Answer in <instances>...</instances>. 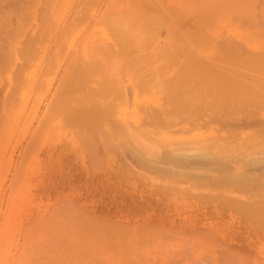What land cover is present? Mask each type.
I'll list each match as a JSON object with an SVG mask.
<instances>
[{
	"label": "rangeland",
	"instance_id": "374dc122",
	"mask_svg": "<svg viewBox=\"0 0 264 264\" xmlns=\"http://www.w3.org/2000/svg\"><path fill=\"white\" fill-rule=\"evenodd\" d=\"M7 1L10 2L11 0H4L1 3L3 9L8 14L10 13L9 15L6 14L9 16H6L8 18V23H6L8 28L6 29L10 31L7 36L8 39L6 42H4V39L3 41L1 40L4 42L3 44L1 43L3 45L2 48H5L4 51L6 52V49H10V51L8 50L10 56L7 57L5 52H3V55L6 56H3V58L8 59V62H2V66L6 62L8 71L5 69L6 71L4 72L5 67L2 68L0 66L3 69H1L2 76L0 75V112L5 109L3 111L4 114L0 113V264H56L57 255L55 249L52 248L56 243L50 240L55 235L57 236L60 228L61 232L62 229H66V226L68 228L69 226H73L72 232L75 228H77L76 232L80 230L77 236L82 238V240L85 238L84 241H86L83 242V245L77 242V245H79L78 252L82 251L83 254L75 253L73 251L75 246L74 249L73 246H70L65 250L68 251L71 248L70 251L74 252L68 264H243L249 262V260V264H264V208L259 210V214L248 207H238L240 202L246 204L250 199L251 203L248 202L252 204L253 199L255 201V197L259 192L255 191L251 185L252 183L250 185L247 184L248 181L247 183H243L247 188H245V185L241 187L243 184L242 182L239 183V180L243 178L239 176L240 173L244 177H246L245 175H249L257 177L258 180L260 178L264 179V156H261L264 150L260 151V156L255 155V152L263 149L264 146L260 147V143L264 142V127L262 125L264 122L263 107L260 106V114L259 112L248 114L249 109L246 112L238 114L237 118L243 115L241 118L247 117V120L249 118L247 122L253 125L249 126V123L244 124V122L239 126L235 123L237 126L233 122L234 126H231L232 124L228 126V122L225 124L227 118L214 117V113L217 114L221 109L219 103L214 102L211 106H207L208 103L204 100H201L202 102L198 100L192 103L194 109L190 106V101L186 100V103H179V111L175 112V109L177 110L175 108L177 105L175 101L179 100L177 95H173L176 88L173 91H168L171 87H178L177 83L175 84L172 81L175 75L173 74L175 72V70L172 71L173 69L169 73L170 75L164 74V76H161L159 82L157 81L156 83V80L154 81L156 83L154 84L156 85L154 89L149 86L152 89H150L151 92L148 91L149 88L143 92L140 83L135 81L134 85L138 83L135 101H132L131 90L128 86L130 85V79L127 75L123 74L121 75L123 79L120 78L119 83L120 90L117 89L121 92H118V99L115 97L114 104L116 103L117 105L115 104V106L119 107L120 115L118 116H121L120 118L123 119L125 114H127L125 115L126 118L130 115L127 111L128 105L124 104L125 101L126 103L130 100L132 102L128 103L129 110L133 111L135 109L133 118L134 133H132L131 143L132 148H134L133 152L137 151V154L132 152V155H130L131 161L129 162L128 158L130 157H126V160H124L123 156L118 152V148L121 145L118 144L120 141L117 139L124 136L122 129L120 133L115 134L117 138L114 137L115 135L112 136V138L116 139V146L120 145L118 148H115V144L112 143L114 144V149L110 147L109 152L115 155L114 158L105 159L106 157H100L99 160L101 162L95 159L99 162L98 165L94 161L89 160L88 146L86 147L85 145V138L89 135L88 133L93 131V128L91 126L85 128L84 126L86 125L82 122L80 124L78 122L77 124V120H74L70 115L73 111L79 109V107L81 108L82 105L85 106L86 100L92 94H97V89L100 92V88H108V83H106L107 79H104V84L100 83L98 87L97 80H99V77L97 76L95 79L94 75L86 73L87 71L95 72V70L89 68L90 66L82 58L78 62L81 66H76L73 69V66H75L73 59L78 56V52L80 54L83 53V39L89 33V29L94 32V29L99 28L100 24L96 23L99 21L100 15L97 17V14H101L104 11V3L107 0H88V6H86V0H49L48 7L51 4L50 9L46 7V0H17L18 5L16 1V4L11 2L9 4ZM4 2L7 5L9 4V6L5 5ZM197 2L202 3L205 0H197ZM244 3L245 1L241 6H248L252 12H249L248 16L250 18L248 17L249 19L245 21L247 24L243 22L246 18L245 16L244 19L242 18V25L244 24L242 27L241 25L238 26L239 24L237 25L235 14L233 15L234 19H231L230 14H227V18L218 23L217 28L212 31L214 35L212 32L207 33V36L212 35L213 40H210L209 36L206 37L205 43H207L205 48L207 47L206 50L208 51L207 53L205 50L206 55L209 56L210 54L212 57L218 58L217 56H219L220 58L223 50H221L219 45L223 38L228 37L226 38L227 41L229 39L230 42L233 41V44L241 42L239 44H242L241 47L245 45L247 48H243H246L244 50L247 53H253L260 48L259 52L255 53H260L259 56L263 55L262 57L264 58V25H262L264 24V0H246V3ZM12 5L13 7H11ZM8 7H11L12 10ZM84 7H86V10ZM249 9L241 8L243 12H248ZM251 14L253 17L255 16L252 20ZM74 15H76L75 20ZM228 17L230 20H228ZM75 22H78L81 26L75 27L77 25ZM223 24L225 25L224 29ZM232 25L234 26L232 27ZM234 28L236 31V28H238V31H234ZM40 32H43L42 36ZM160 34L161 36H165L164 30H161ZM210 42L212 43L210 44ZM252 42L253 44L255 42L257 46L254 45L259 48H254L256 50L250 52L252 48L248 44ZM217 43L219 44L216 45ZM17 47L19 50L13 53L17 54L15 56L12 53L10 54ZM243 48L242 53H244ZM29 49L31 54L28 52ZM75 50L78 51L75 52ZM19 51L21 52L18 54ZM42 53L43 56H41ZM76 53L77 56L75 55ZM26 54H29L30 58ZM32 54H36V56ZM229 54L233 55V52L228 53V56ZM236 54L234 53V55ZM24 56L33 61L28 60L26 62L27 58ZM224 57L225 54L223 55ZM15 59L17 63L19 62L20 68ZM22 62L24 65L21 64ZM71 69L74 70L73 74L71 73ZM2 72L5 74L3 75ZM88 75L91 77L90 80H86ZM170 76H172V80ZM71 77L72 80L70 79ZM101 78V81H103V77ZM93 80H96L95 84H91ZM161 82L164 85V89H162V85L160 86ZM183 85L184 83H182ZM65 87L67 89H64ZM111 87L116 86L109 85L110 90ZM122 87L124 88L123 92L121 90L123 89ZM156 87L157 90L155 89ZM159 89L163 93L161 91L159 94ZM113 90L116 89L113 88ZM153 90H156V94ZM125 93L127 100L124 98ZM174 93L179 94V92ZM82 101L85 102L83 103ZM95 103L98 104V101L96 100ZM184 104L189 105V109ZM2 106L5 107L2 108ZM185 106L188 110H185ZM143 107H148L151 109L150 111L155 110L156 112L157 110L160 111V107L161 110L165 107L163 110L167 117L166 115L164 117L161 116L165 119H163L164 123L163 120L162 122H158V119L145 123L146 121L144 122L142 118L146 115L143 112H148L145 111L146 108L144 111H141L140 108L142 109ZM208 107H212L213 112L211 109L208 110ZM121 111H124L125 114L121 115ZM221 111L224 112L223 109ZM221 113L219 114L221 115ZM157 115L159 116V114ZM147 117L150 116L148 115ZM214 119L216 120L214 121ZM194 120L197 121L195 122ZM254 121L257 122L255 123ZM74 123L82 127H80L82 129L81 132L78 127L73 126ZM110 126L107 127L110 128ZM258 126L262 128L261 131L258 129ZM215 127L217 128L215 129ZM250 127L251 129H249ZM83 130H87L88 132ZM102 131L104 135L107 134L103 128ZM258 132L260 133V137H256L257 139L254 141V134ZM221 135H225L223 137L224 141L221 139L222 144L223 142L224 144L218 143L219 139L216 142L219 146L226 145L225 147L228 151L227 144L232 145L230 150L234 151L236 156L232 155L234 153H229L228 151L229 154L227 153L225 158H220V154L218 153H216L218 154L217 158L215 154L211 155L209 151L214 153L215 149H217L213 136L216 139V136L220 137ZM107 136L108 134L106 138ZM249 136L251 141H244V138L247 140ZM208 138H212V145H216L215 147H211L214 148V151L211 148H209L211 149L209 151L206 149L209 155L206 153L208 157L205 160L203 158H206V156L201 152L203 148L201 145L206 142V139L210 141ZM144 141L146 144H144ZM199 142L202 143L200 144ZM236 145L237 147H235ZM172 148H183V152L180 149H175L181 157L179 155H173L172 157L170 155L173 153ZM196 148L201 149L198 150L200 152L197 153L194 150ZM141 149L144 153L146 152L145 158L143 157L146 164L140 161L142 158L137 160L139 155L144 156ZM194 151L195 156L193 155ZM159 152L164 155V157L162 156L163 158ZM185 152L186 154H184ZM241 152H247V154L251 152L253 158L248 156V159H245L244 163H237L235 157H238L239 153L241 155L239 157H242L243 154ZM196 153H201V155L197 157ZM203 154L205 157H203ZM229 155L233 156V158ZM165 156L166 159L164 161L162 159ZM188 156L191 159L194 156V162L187 160ZM211 156L215 157L217 161H215V158H213L214 160L211 159ZM156 157L159 160L162 158L161 161H155ZM182 157H185V159ZM178 159L179 161L177 162L176 160ZM194 159L200 161L197 163ZM225 161H227V164H224L226 168L221 164ZM180 169L183 171L179 173ZM214 169H216V173ZM221 169L223 171L228 169L230 173L228 172L229 174H227L226 172L224 174ZM196 170L198 171L197 173H195ZM217 172L220 173L218 174ZM205 173L208 174L205 175ZM237 175L240 179H238ZM251 177H246V179L252 180ZM246 179L244 178L245 181ZM244 180L241 181L244 182ZM261 181L254 183L257 185ZM233 182L234 185L232 186ZM229 186L240 187V189L234 190L235 192L232 193L233 189L231 190ZM262 186L264 188V185ZM256 188L261 190L259 187ZM261 191L256 200H259L261 193L263 194L261 199H264V190L262 189ZM226 197H229L227 198L229 201H226ZM73 215L78 217V220ZM77 221L78 223H76ZM80 221L82 222L80 223ZM68 223H71V225ZM79 226H82V228ZM71 229L72 227H70ZM53 232L54 236L51 235ZM67 232L64 233L68 234ZM96 232L99 235L97 238L98 241L100 239L101 243L99 245L101 246H99L100 249L97 246L99 251L95 247L97 253H99L98 262L94 263L93 261L91 262L92 258H86L88 256L86 244L91 240L86 235L89 234L88 236H90V234L93 235ZM83 235L86 237H83ZM67 237H70V235H66V238L64 236L65 239H68ZM2 240H5L4 243ZM68 240L70 241V239ZM98 241H96L97 245ZM89 243L91 244L92 242ZM61 247L63 246L61 245L59 248ZM91 249L94 250V248ZM70 251L63 253L64 255L67 253V256ZM61 253L60 251L59 254ZM76 254L78 255L76 256ZM226 257L228 258L227 261L225 260L227 259ZM244 258H247L246 260L248 261H245Z\"/></svg>",
	"mask_w": 264,
	"mask_h": 264
},
{
	"label": "bare ground",
	"instance_id": "6f19581e",
	"mask_svg": "<svg viewBox=\"0 0 264 264\" xmlns=\"http://www.w3.org/2000/svg\"><path fill=\"white\" fill-rule=\"evenodd\" d=\"M3 1L0 0V44L1 43L3 44L4 42H6V40L8 39L7 36L9 34V32H10V31H7L8 29H6V28H8V25L6 24V23H8L7 22V19L8 18H6V16L9 17L8 15L10 13L8 14L3 9L2 5H1V3H3ZM15 1L17 2V0H11L10 2L11 3H15ZM46 1L48 2V4L46 2V7L50 9L51 4H50V7H48L49 0H46ZM87 1L88 0H86V3H87L86 6H88V2H89V1L88 2ZM244 1L246 3V0H243V2ZM10 2H8V3L11 4ZM243 2H242V0H205V2H202V3L197 2V0H107V2L104 3L105 4L104 11L101 14L100 13L97 14V17L100 15L99 18H98L99 21L96 20L97 23L94 22L96 24H98V23L100 24L99 28H97L98 30L97 29H94L95 31L97 30L96 33H95V31L92 32V30L89 29L90 30L89 33L83 39L84 42L82 41L83 42V45H82L83 46V53L80 54L78 52V56H77V53H76L75 55L77 57L75 56L76 58L73 59L74 60L73 63L75 65V66H73V69H75L76 66L78 67L80 65L78 62L82 58L84 61L87 62V65L90 66L89 68H92V69L95 70V72L94 71H90V72L87 71L86 73L89 74V75H94L95 76V79L97 78V76L99 77V80H97L98 87H99V84L100 83L101 84H104V79L105 80L107 79L106 80V83H108V88L107 87H106V89L100 88V92L97 89V94H92L86 100L87 102L84 101L85 102V106H83L81 104L82 107L81 108L79 107V109L73 111L71 113V115H70L71 117H73L74 120H77V124H78V122H79V124L82 122V123H84V125H86V126H84L85 128H88L89 126H91V128H93V131H91L90 133H88L89 134L88 136H86L87 134L85 133L86 134L85 135L86 136V138H85L86 144L85 145H86V147L88 146V154H89V158H90V159L89 158L88 159L90 161L92 160V161H94V163H97L98 164L99 163L98 161H100L99 160L100 157H103V158L106 157L105 159H110L112 157L114 158L115 155H113V154H111L109 152L110 149H111L110 147H112V149H114V144H115V148H118L121 145L120 146L121 149L118 148L119 149L118 152L121 154V156H123L124 160H126V157H130L128 159H129V162L131 161V156L130 155H132V152L134 151V148H132L131 140H132V133H134V130H133V123H134L133 120L134 119L133 118H134V115H135V109H133V111L129 110V104L132 103V102L130 100V101H128V103H129L128 104L125 101L124 104L125 105H128L127 111L129 112L130 115H128L127 116L128 118H126L125 115H127V114H125L124 111H121L122 112L121 115L125 114L124 117H123V119H121L120 118L121 116H118V115H120V112H119V109H118L119 107H116L115 106L116 103L114 104V102H115L114 100H116L115 97H117V99H118L119 98L117 96V95H119L118 92H121V91H118L117 89L120 90L119 83H120V78H122L121 75H123V74L127 75L129 77V79H130V85H128V86L130 87V90H131L130 93L132 95V101L134 100V98L136 99V94H137V84L138 83H136V85H134L135 81L140 83L141 89H142L143 92L146 91L147 88H149L148 91L151 92V90H152L151 88L154 89V87L156 86L154 84H156L157 81L158 82L160 81L161 76H164V74H169L171 72V70L173 69L172 71L175 70V72H173V74H175V75L174 76L172 75V76L174 77L175 80L174 79L172 80V76H170V79L172 81H174L175 84L177 83L176 85H178V87H175V86L174 87H171L170 86L172 89L169 88L168 91L169 92L171 90L173 91L176 88L174 90V92H176V93L179 92V94H175L173 92V95L174 96L177 95V97L179 99V100H176L175 101L177 103V105L175 106V108H177V110L175 108L171 107L172 105L170 106L171 108L175 109V112H178L179 111L178 110L179 103H182V104L183 103H186V100L187 101H190L189 103H191L190 106H192V107H193L192 103L195 102V101H198V100H200V102H202L201 100H204L206 103H208L207 106H211L214 102L215 103H219L220 108L223 109L224 112L221 111L223 113L222 114L220 112L221 109L219 108L220 110L218 112L221 113V115L217 112V114L214 113V117H217V116L219 117L220 116V118H224V117L227 118V120L225 121V124H227V122H228V124H227L228 126L231 125V124H232L231 126H234V125H237V124L240 126V124H242L244 122H245L244 124L249 123V122H247L249 120V118H248V120L246 119L247 117L246 118H241V117H243V115L240 118H237L238 114H241V112L248 111L247 109H249V113L248 114H250V113L254 114L253 112H257V113L259 112V114L261 113L260 112V106H262L264 108V106H263L264 105V58L262 57L263 55L262 56H259L260 53L259 54H256L255 53V52H257L260 49L259 47H256L257 44L254 42V44L256 45L255 46L253 44V42L252 43H249L248 46H250V48H252V51H250V52H253V50H256L254 48H259V49H257V51H254L253 53H249V52L247 53L244 50L247 47L245 45L241 47L242 44L239 45L241 42H239V44L236 43L237 44L236 45L235 43L233 44V41L230 42L229 39L227 41L226 38H228V37H225V38H223V40L225 39L226 41L225 40L224 41L222 40V42L220 41L221 44L219 45L220 48H221V50H223L222 52L225 54V57L224 58H223V55H224L223 53L220 56V58L216 54V56L219 59L210 56V54H209V56L205 54L206 53L205 50L207 48V47L205 48V45L207 43V42L205 43V40H206V37L209 36V35L207 36V33L208 32H212L213 30H215L217 28V24L220 23V22H222L223 19L227 18L226 17L227 14H230V18L231 19H234V16L236 17L235 20H237L236 22H237V25L239 24L238 26L241 25L243 27L244 24H247L245 21H246V19H249L250 18L248 16L249 12L250 13H252V12H251V10L249 9L248 6H247L248 8L245 5L244 6H241V4ZM9 4L7 5L5 3V5H7V6H9ZM15 4H13V5H15ZM27 4H29V3H27ZM101 4L104 5L103 3H101ZM13 5L11 7H13ZM17 5H18V2H17ZM240 6H241V8L243 7V8L249 9L248 12H243L241 10ZM11 7H8V8L11 9ZM23 7H24V4H23ZM21 8H22V6H21ZM13 9H15V8H13ZM16 9H17V6H16ZM84 9L86 10V7H84ZM87 10H89V9H87ZM17 12L19 13V11H17ZM86 12H88V11H86ZM2 13H4L3 14L4 16L2 15ZM236 13H237V16H236ZM6 14H8V15H6ZM91 14H93V13H91ZM238 15L240 16L239 18H241V19L238 18ZM92 16H91V18H92ZM75 17H76V15H74V20H75ZM254 17L251 14V20L254 19ZM93 18H94V16H93ZM230 18L228 20H230ZM242 18L243 19L245 18V19L243 20ZM87 19H88V17H87ZM228 20H227V23H228ZM242 20L244 22L243 25H242ZM154 21H156V22H154ZM154 23H156V24H154ZM75 24H77L75 26L77 28L79 26H81V25H79L78 22H75ZM93 25H95V24H93ZM93 25H91V26H93ZM226 25H228V24H226ZM262 25H264V24H262ZM224 26L225 25L223 24V29H224ZM233 26L234 25H232V27ZM236 29L238 31V28H236ZM40 30L43 31L42 29H40ZM161 30L162 31L164 30L165 36L164 35L161 36V34H160ZM234 31H236L235 28H234ZM224 32H225V30H224ZM42 33L43 32H40V35ZM213 33L214 32H212V34ZM211 36L212 35L209 36L210 40L212 39ZM3 39H4V42H2ZM211 43L212 42H210V44ZM219 43H217L216 45H218ZM2 44L0 45L1 46L0 47V63H1L0 66H2V62H4V61L8 62L7 61L8 59L6 60L5 58H3V56H4L3 55L4 54L3 52H5L4 51L5 48H2L3 47ZM243 47H246V48H243ZM6 48H8V47L6 46ZM242 48L244 50L243 51L244 53H242ZM39 49L42 50L41 48H39ZM8 50L10 51V49H8ZM8 50L6 49V52H8V53L5 52V55L7 57L10 56ZM18 50L19 49L17 47L15 49H13L12 52H10V54L11 53L13 54L14 52H17ZM76 51H78V50H75V52ZM247 51H248V49H247ZM20 52L21 51H19L18 54ZM28 52H29V54H31L30 53L31 52L30 49L28 50ZM232 52H233V55H230L229 54V56H228V53H232ZM207 53H208V51H207ZM210 53H211V51H210ZM234 53L235 54L237 53V54L234 55ZM16 54H13V55L15 56ZM29 54H26V56L28 58H30L28 56ZM32 55H35L36 56V54H32ZM38 55L40 56V54H38ZM6 56H4V57H6ZM26 56H24V57L27 58ZM41 56H43V53L41 54ZM17 57H18V55H17ZM221 57H222V59H221ZM28 58H27V61L26 62H28V60H32V59H28ZM34 58H36V57H34ZM6 62L4 63V66H2V68L5 67L4 70L2 68H0V75H1V71L2 70L4 72L6 70L8 71V67L6 65ZM11 62H12V60H11ZM13 62H14V59H13ZM15 62L17 63V60ZM23 62L21 64H23ZM18 66H19V64H18ZM19 68H20V66H19ZM17 69H18V67H17ZM73 69H71V71H72L71 73L72 74L74 73L73 72L74 71ZM4 72H2L3 75L5 74ZM102 74H103V76H102ZM89 75H88V78L86 80H90L91 77H89ZM101 77H103V81H101L102 80ZM75 78H77V77H75ZM70 79L72 80V77ZM145 79H147V80L144 82ZM127 81H128V79H127ZM172 81H171V83H173ZM93 83L95 84L96 83V80H93V82H91V84H93ZM114 83H115V85H114ZM121 83H122V81H121ZM182 83H184V85H183L184 87L182 86ZM66 84H67V82H66ZM83 84H84V82H83ZM111 84H112V86H116V87H113L116 90H113L112 87H111V90L109 89V85L111 86ZM161 85H162V82H161L160 86ZM73 86H74V84H73ZM149 86H151V88ZM161 87H163L162 89H164V85H162ZM161 87H159V88L161 89ZM67 88H68V86H67ZM67 88L65 87L64 89H67ZM155 89L157 90V87ZM160 89L158 90V93L159 92L161 93L162 90H160ZM121 90L123 92L124 88L121 89ZM156 90H153L155 92V94H156ZM98 92H99V95H98ZM162 93H163V91H162ZM112 94H113V98H112ZM120 95H121V93H120ZM125 96H124V98H125V100H127L126 93H125ZM179 97L181 98V100H180ZM4 98H5V95H4ZM1 99H3V98H1ZM96 100L98 101V104L95 103ZM4 102H5V100H4ZM58 104H59V101H58ZM6 105H7V103H6ZM146 105H148V104H146ZM146 105H144V106H146ZM184 105H186V104H184ZM5 106H2V108L5 107ZM186 106L188 107L189 105H186ZM194 106L196 107V105H194ZM122 107H125V106H122ZM148 107H143L142 109L140 108L141 111H144V109L146 108L147 110L145 109V111L148 112V113H145V112H143V113L146 116H148V115L150 116V117H147V118H146V116L144 117L148 121L145 120L144 118H142L143 121L144 122L146 121L145 123H148L149 121L151 122L153 120L158 119V122H160V121L162 122V120L164 118H162L161 116L164 117L166 115L164 113L165 111L163 110L165 107L162 110H161V107H160V111H162V112H160L159 110H157V112L155 110L150 111L151 109L148 108ZM162 107H163V105H162ZM187 107L185 108V110L187 109ZM189 107H188V109H189ZM182 108H184V107H182ZM211 108H209L208 110H210ZM263 108H262V110H264ZM190 109L193 110L192 108H190ZM252 109H254V110H252ZM120 110H121V108H120ZM165 110H167V109H165ZM3 111L0 112V113L2 114ZM205 111H206V107H205ZM211 111H212V109H211ZM149 112H155V113H150L149 114ZM181 112H182V110H181ZM193 112H194V110H193ZM193 112H191V113L193 114ZM151 114L152 115L155 114L156 116L154 115L152 117ZM157 114H159V116L161 117V119H159L160 117ZM196 114H198V113H196ZM169 116H170V114H169ZM166 117H167V115H166ZM187 117H188V115H187ZM118 118H120V119H118ZM124 118L127 119V120H125ZM164 120H163V123H164ZM215 120L216 119H214V121ZM194 121L196 122L197 120H194ZM214 121H212V122H214ZM263 121H261V122H263ZM165 122H167V121H165ZM233 122H234V125H233ZM202 123H200V124H202ZM214 123H216V122H214ZM235 123H237V124H235ZM110 124H111V126H110ZM203 124H205V123H203ZM74 125L76 127H78L79 128V131L81 132V130H82V129H80L81 126L79 127V125L77 126L75 123L73 124V126ZM248 125L251 126L253 124L252 123H249ZM258 125H261V124H258ZM262 125L264 127V122L262 123ZM107 126H110V128H108ZM164 126H166V125H164ZM206 127L208 128V126H206ZM102 128H103L104 131L106 130V133L108 134L107 138H106V135L107 134L106 133H105L106 135L103 134L104 132L102 131ZM216 128L217 127H215V129ZM122 129H123L124 136L123 137H119L117 139V140L120 141V143L117 142L118 144H120L117 147L116 146L117 144L115 142L116 139H114V137L117 138L115 134H118V132L120 133L122 131ZM245 129H247V128H245ZM249 129H251V127ZM258 129H260V131H261L262 128L259 127ZM142 130H143V128H142ZM83 131H85V130H83ZM212 131H214V130H212ZM85 132H88V131L86 130ZM259 132L257 134H254L255 135L254 141H255V139H257L256 137H260L259 134L262 133V132H260V133ZM207 134H209V133H207ZM113 135H115V136L112 138ZM210 135H212V134H210ZM224 136H222V135L220 137L219 136H216L217 137L216 139H215V136H213V139L214 140L211 138L217 144V145L215 144L217 146L216 147L217 149H215L216 152L213 150L214 148H211V147H215V145L214 144H213L214 146L212 145L213 142L209 138L208 139L210 141H207V139H206V142L205 143L203 142L205 145L204 144L201 145V147L203 146L201 152H203L205 154V156L210 152L212 156L215 154L216 155V158L218 157L217 156L218 154H220V156H219L220 158H225L227 156L226 154L228 152L229 153H234V151L232 152V150H230V148L232 147V145L230 146V145L227 144V146L229 148V151L226 149V147H225L226 145L225 146H219L218 143H221L222 144L221 139L224 141V139H223ZM240 138L243 139L242 136H240ZM113 139H114V141H113ZM218 139L221 142L217 141L218 142L217 143L216 140H218ZM233 140H235V139H233ZM191 141H193V140H191ZM244 141H251L250 136H249V139L247 138V140L244 138ZM207 142H209V143L211 142L210 143L211 146L209 145L210 147L208 146L209 143H207ZM112 143H114V144H112ZM192 143L194 144V142H192ZM144 144H146V142ZM196 144H198V143H196ZM223 144H224V142H223ZM229 144H230V142H229ZM260 144H261L260 145V147H261V146L264 145V142L263 143H260ZM253 145H254V143H253ZM204 146H206V147H204ZM207 146H208V148H207ZM218 146H219V148H218ZM235 147H237V145ZM256 147H257V145H256ZM209 148H211L214 151V153H212V151H209V150H211ZM175 149H180V151H182V152L184 151L183 148H174L173 151H172L173 153L170 154V155H172V157H173V155L174 156L179 155L177 153V151H175ZM206 149L209 151V152L207 151L208 153L206 152ZM218 149H219V151H217ZM121 150H122V152H120ZM187 150H188V148H187ZM187 150L185 149V151H187ZM194 150H196V152L198 153V152H200L198 150H201V149L196 148ZM263 150H264V146H263V149H259L258 150L259 151L258 154H257L258 151L255 152L256 153L255 155L261 154L260 151H263ZM141 151H142V149H141ZM247 152L246 153L245 152H241L243 154L242 157H239V156H241L240 153H239L238 157H235L237 159V160L235 159L236 162L237 163H244L245 162V159H248L247 157L252 155L251 152H249L248 154H247ZM253 152H254V150H253ZM133 153H136L137 154V151H135ZM139 153H141V152H139ZM142 153H144V151H142ZM159 153H161V152H159ZM197 153H196V156L199 157L201 155V153L200 154H197ZM216 153H218V154H216ZM145 154H146V152L144 153V156H141V155L138 154L140 157L138 156L137 157V160L140 159V158H142L144 160ZM181 154H183V153H181ZM184 154H186V152ZM204 154H203V157H205ZM262 154L263 155H261V156H264V151H263ZM193 155L195 156V151H194V154ZM232 155L236 156L235 153L232 154ZM160 156L161 157L162 156L164 157V155H162V153H161ZM185 156H187V155H185ZM190 156H188L187 157L188 159L187 158L186 159L191 162V161H193L194 156H192L193 157L192 159H191ZM212 156L210 157L211 159L215 158V157H212ZM179 157H181V156L179 155ZM207 157L208 156H206V158H203V159L206 160ZM230 157L233 158V156H230ZM156 158H155V161H157V160L158 161H161V159H162V158H160V160H159V158H157V159ZM174 158H176V157H174ZM182 158L185 159V157H182ZM182 158H180V159H182ZM251 158H253V157L251 156ZM95 159H97L98 161L95 160ZM121 159H122V157H121ZM133 159L134 158L132 157V160ZM142 159H140V161H142V162H144L146 164L145 160L143 161ZM165 159H166V156L162 160L165 161ZM184 159H182V160H184ZM203 159H201V160L203 161ZM173 160H175V159H173ZM166 161H168V160H166ZM176 161L178 162L179 159L176 160ZM195 161H197V163H198L200 160L198 161L196 159ZM207 161H211V160H207ZM215 161H217V159ZM227 161L221 163L223 165V167H225L224 164H227L226 163ZM169 162H170V160H169ZM94 163H92V164H94ZM162 163H163V161H162ZM218 163H220V162H218ZM212 165H214V164H212ZM189 166H187V167H189ZM228 166L231 168L230 165H228ZM190 168L191 169H194L193 167H190ZM204 168H206V167H204ZM237 168H238V164H237ZM156 169H158V168H156ZM181 169H182V167H181ZM181 169L178 171L179 173L183 171ZM228 169L227 170L225 169L224 171L222 169L221 170L224 172V174H226V172H227V174H229L230 172H229ZM239 169H241V168H239ZM93 170H95V169H93ZM214 171L216 173V169H214ZM197 172L198 171L196 170L195 173H197ZM208 173H205V175H207ZM217 173L219 174L220 172H217ZM241 174L242 173H240V175H239L240 177L243 178L241 180H244V178L246 179V177H249V178L251 177V176L245 175V174L244 175L246 177H244L243 174H242V176H241ZM187 175H190V174H187ZM234 176H236V175H234ZM239 176L237 175V177H239ZM240 177L238 179H240ZM196 178H197V176H196ZM198 178H199V176H198ZM251 178H252V180L251 179L249 180L247 178L246 181L244 180V182L241 181V180H239L240 182L239 181L238 182L239 183L242 182V184H243V183H247V181H248L247 184H249V185L252 183L251 185L253 186V188L257 192L258 191L260 192L262 189L264 190V188L262 186V185H264V183H263L264 182L263 181L264 179L260 178L258 180L257 177H251ZM254 178L256 179L257 182L260 181V180H262L261 183H258L256 185L255 184L256 181H254L255 180ZM220 179H221V176H220ZM252 181H254L255 183L252 182ZM234 182L232 183V186L234 185ZM202 184H203V182H202ZM236 185H237V182H236ZM244 185L245 184H243L241 187H244ZM232 186H229V187H231V190L233 189L232 190V193L235 192L234 190L240 189V187L235 188V187H232ZM256 187L261 188V190H259ZM245 188H247V186ZM256 189H258V190H256ZM254 192H251V193H254ZM259 192H258V194L256 193L257 194L256 197H259L258 196L260 194ZM228 193H229V191H228ZM262 196H263V194L261 193V196L259 198L260 202H258L259 200H256L257 198L255 197V201L253 199L254 202L252 201V204H250L251 203V199H250V201L248 200L250 203L247 201L248 202V204H247V202H246L247 205L250 204L251 206L250 205L247 206L246 204L240 202V203H242V205H240V203H239L238 204V207L239 208H242V207L243 208H246V207H248V208H250L252 210H255V212L257 211V213L260 214V211L259 210H261V209L264 208V199H261ZM227 198H229V197H226V199ZM241 200H243V199H241ZM261 200L263 201V203H261L262 202ZM226 201H229V199H227ZM243 202H244V200H243ZM227 203H229V202H227ZM260 203H261L262 206L260 205ZM234 204H236V203H234ZM255 208H257L258 210L255 209ZM78 212H79V210H78ZM74 218H76V220H78L77 219L78 217H75L74 216ZM81 219H82V216H81ZM81 222L82 221H80V223ZM76 223H78V221ZM68 224L71 225V223H68ZM75 225H74V227H75ZM70 227H72L71 230H70ZM65 228H66L65 230L62 229V231H61L62 233L60 232L61 228L59 229V233H61V234H59V233L57 234V231L55 230L57 236L56 235L54 236V232L55 231L53 232V234L51 233V235H53L54 237H52V240H50V241H52V242L54 241V243H56V245H54L52 243V245H54V247L51 245L52 248L55 249V252H56V255H57V257H56V264H63V263L64 264H68V262H70L71 255L74 252L75 253H82V251L78 252V246L79 245H77V242H79L78 244L81 243L82 245H83V242H86V241H84L85 238L82 240V238H80V237L77 236V235H79V231L80 230L79 231L77 230V232H76V229L77 228H75L74 229V231L76 233L75 234L74 231L72 232L73 226H69V228L66 226ZM80 228H82V226ZM67 230H68V232H67ZM70 231H71L72 234L70 233ZM64 232H67L68 234H66ZM62 234H64L65 238H66V235H70V237H67L68 239H70V241L68 239H65L64 236H62ZM58 235H60V236H58ZM85 235H83V237ZM88 235L89 234H87L86 236L88 238L90 237L89 240L90 239L91 240L92 239H95L96 241H98V238L97 237H99V235H97V232L96 233H93L94 236L91 235V234H90V236H88ZM5 237H6V235H5ZM93 237H96V238H93ZM60 238H62L63 240L62 239L60 240ZM86 240H87V238H86ZM91 240L90 241L87 240L88 241L87 244L84 243L87 246V253H88V256L86 258L87 259L92 258L91 259V262L93 261L94 263H97L98 262L97 261L98 260V253H99V252L97 253V251H99V249H100L99 246H101V245H99V243H101V242H100V239H99L98 245H97V242L95 240H92V241ZM4 241L2 240L3 243H4ZM58 241H61L62 243L61 242H58ZM6 242H7V240H6ZM89 242H92L91 243L92 245ZM59 245L60 246L61 245L63 246V247H61L62 249L59 248L60 247ZM93 245H95V246H93ZM8 246H9V244H8ZM70 246L71 247L73 246V249H74V246H75V249L73 250L74 252H71L72 250L70 251L71 248H69L68 251H70V253H68L67 256H66L67 253H65V255H64L63 252H68V251H65V250H67V248L70 247ZM97 246L99 247V249H98ZM95 247H96L97 251H96ZM63 248H65V249H63ZM91 248H94V250H92ZM76 250H77V252H76ZM80 250H81V248H80ZM60 251L62 252L61 253L62 255L59 254ZM77 255L78 254H76V256ZM223 258H221V259H223ZM244 259H245V261H248V260H246L247 258H244ZM244 259H242V260H244ZM248 259H250V258L248 257ZM218 260H220V259H218ZM225 260L227 261L228 258L225 259ZM247 263L249 264L250 263V260ZM247 263H243V264H247ZM214 264H217V263H214Z\"/></svg>",
	"mask_w": 264,
	"mask_h": 264
}]
</instances>
